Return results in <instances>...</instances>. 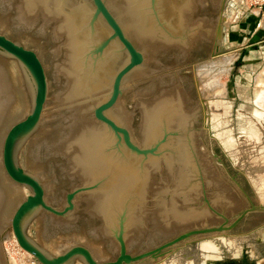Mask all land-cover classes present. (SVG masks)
Segmentation results:
<instances>
[{
    "label": "water",
    "instance_id": "obj_1",
    "mask_svg": "<svg viewBox=\"0 0 264 264\" xmlns=\"http://www.w3.org/2000/svg\"><path fill=\"white\" fill-rule=\"evenodd\" d=\"M68 38L66 149L78 189L61 209L42 183L16 162L20 142L34 132L48 99L45 68L36 54L0 33V51L33 81L29 115L14 124L2 146L11 182L30 191L14 210L18 246L39 264H139L158 261L180 244L236 232L250 214L264 212L235 181L251 207L230 225L219 214L231 203L229 113L185 106L168 66L203 45L210 0H26ZM227 0H219L211 59L221 55ZM215 10V8L213 9ZM82 202L115 232L119 254L97 261L75 244L54 256L27 233L41 213L65 219ZM193 229L149 251L137 245Z\"/></svg>",
    "mask_w": 264,
    "mask_h": 264
},
{
    "label": "rangeland",
    "instance_id": "obj_2",
    "mask_svg": "<svg viewBox=\"0 0 264 264\" xmlns=\"http://www.w3.org/2000/svg\"><path fill=\"white\" fill-rule=\"evenodd\" d=\"M20 1L0 0V33L39 56L48 81L45 109L49 106L48 111L52 115L49 123L44 125L43 132L38 133L40 129L38 126L20 142L16 151V162L42 183L47 202L54 208L61 209L66 205L67 194L79 190L75 176L69 174V163L62 150L65 142L62 140L64 142L62 145L60 141L66 134L64 130L67 108L64 107L63 100L62 102L54 100L58 93L65 92L67 86L64 74L62 75L63 70L60 71L67 64L64 54L65 40L60 34H56L57 28L41 13L36 12L32 20L27 16L24 18L23 9L19 10L23 8L20 4H23V1ZM218 3L219 0H210L206 28H210L212 35L208 38L206 36L208 30L206 32L205 29L203 45L168 66V70L176 87L178 86L182 99H185L189 107L229 113L231 203L219 214L224 215L230 225L245 209L251 207L250 201L235 181L256 206L264 207V44H261L264 32L259 28L262 25L261 21L264 20V10L263 13L259 14L257 11L256 14L253 7L247 10L245 0H227L222 53L211 59L209 57L213 53L212 39L219 14ZM19 12H23V15L20 13V16ZM247 17L257 19V23L247 35L243 34L245 37L238 39V33L234 32L231 26L244 23ZM0 66L6 67L5 69L9 71L13 70L25 78L27 76L31 90L35 91L29 74L17 61L2 51ZM58 69L59 74L61 73L59 80L55 79ZM42 122L40 121L39 125ZM5 135L0 137V177L7 182L10 180L4 172L1 160L4 142L2 139H5ZM63 139H66V136ZM58 143L61 147L57 146ZM29 195L30 191L24 188L18 203ZM74 205L75 211L65 219L41 213L29 224L27 233L45 251L54 256L74 245L71 240L76 235L81 240L78 243L86 246L97 260L98 256L103 262L114 260L119 254V245L115 237L117 231L82 202L80 193L74 200ZM4 215L0 217V226H3L0 237L6 238L1 241V263L32 264L25 251L18 246L13 237H10L12 216L8 219ZM223 223L224 219L217 215L206 225L137 245H132L126 240L127 248L130 254L136 255L154 249L190 230L218 227ZM172 250V253H165L163 260H158V263L148 259L139 264H230L237 261L242 264H264V212L250 214L235 233L196 237ZM75 264L83 263L77 260Z\"/></svg>",
    "mask_w": 264,
    "mask_h": 264
},
{
    "label": "bare ground",
    "instance_id": "obj_3",
    "mask_svg": "<svg viewBox=\"0 0 264 264\" xmlns=\"http://www.w3.org/2000/svg\"><path fill=\"white\" fill-rule=\"evenodd\" d=\"M5 1V0H4ZM9 1V0H7ZM23 1V4H21V6H23V8L20 6L18 8H20L19 10L21 11L23 9V14H25V16H23L24 18L27 16V18H29L30 20L33 19V17L39 13L31 4H29L26 0H21ZM20 1V2H21ZM17 9V11H19ZM256 11L255 13L257 14V10H254ZM37 12V13H36ZM21 12H19V15H20ZM21 13V14H22ZM36 13V14H35ZM22 14V15H23ZM21 16V15H20ZM41 16V15H40ZM22 17V18H23ZM27 18H26V21H27ZM20 19V18H19ZM36 19V18H35ZM29 20V21H30ZM31 22V21H30ZM33 22V21H32ZM24 23V22H23ZM29 23V22H28ZM30 26V25H29ZM210 29V28H209ZM206 28V32L208 30V32L206 33V36L208 37L209 35H212L211 34V30H209ZM213 30V29H212ZM58 31V33L56 34H60L61 37L64 38L65 40V48H66V57H65V61L67 62V55H68V38L60 31V30H56ZM58 38H60L58 36ZM209 38V37H208ZM62 40V39H61ZM64 42V41H62ZM63 45V46H64ZM62 47V46H61ZM64 51V50H63ZM65 52V51H64ZM64 61V63H65ZM15 63V62H14ZM65 65V64H64ZM6 68V67H5ZM4 67L0 66V137H3L5 135V133L7 132V129L10 128L12 125L11 124H16L18 123L20 120H23L24 118H26V116L29 115V113L31 112L32 110V107H33V103H34V91L33 89L31 90V87H30V81L28 79V77L26 75V78L19 75V73L15 72V71H9L7 69H5ZM62 68V67H61ZM63 70V71H62ZM60 71H62V75L64 74V77L65 78V82L67 81V64L66 66L61 69ZM58 74H56L55 76V79L59 80L60 79V75L61 73L59 74V69H58ZM28 83V84H27ZM30 87V89H29ZM66 90L65 92L61 93L62 96H60L61 94L58 93L59 95H57V98L55 96L54 100L57 99L56 101L57 102H62L63 100V103L65 104V108H67V86H65ZM178 87V86H177ZM179 91V90H178ZM33 93V94H32ZM180 93V92H179ZM181 94V93H180ZM32 97V98H31ZM182 97V96H181ZM185 106H188L187 103L184 101L185 99L183 98L182 99ZM55 102V103H57ZM52 104V103H51ZM59 104V103H57ZM56 104V105H57ZM218 104V103H217ZM54 104V106H56ZM218 106V105H216ZM220 106V104H219ZM49 108V106H48ZM48 108L46 107V109H44L43 111V115H42V119L41 121L42 124L39 125L40 129H39V132L38 133H41L43 132L44 130V125L47 123H49L48 121L50 120L49 118L50 115H52L49 111H48ZM211 109V107H210ZM66 118V117H65ZM66 126V125H65ZM46 127V126H45ZM66 128V127H65ZM9 130V129H8ZM47 130V129H46ZM66 131V130H64ZM62 132V131H61ZM45 133V132H44ZM62 134V133H60ZM65 134V133H64ZM63 135V134H62ZM6 136V135H5ZM66 136V134L64 135V137ZM63 136L61 137V140H64V142L62 141V145H63V151H64V154L65 156L67 157V163L68 166H69V169H70V173L69 174H73V169H72V166H71V163H70V159H69V156H68V153H67V149H66V139H63L64 138ZM60 138V137H59ZM4 140V139H2ZM49 140V139H48ZM61 143V142H60ZM3 144V143H2ZM59 144V143H58ZM59 147V145H57ZM2 160V159H1ZM68 168V167H67ZM66 169V168H65ZM64 169V170H65ZM68 171V170H67ZM66 172V171H65ZM69 172V171H68ZM1 173V172H0ZM71 177V176H70ZM44 179V178H43ZM3 183V184H1ZM45 184V183H44ZM24 188L23 187H20L18 185H15L14 183L10 182V181H7L5 182L2 177H0V217L5 214L4 216H7V218L9 219V217L12 216L14 210L16 209V207L18 206V200L21 196V192ZM27 197V196H26ZM21 201V200H20ZM95 215V214H94ZM3 216V218H4ZM2 218V217H1ZM8 219L6 221H8ZM2 222V221H1ZM60 222V221H59ZM5 223V221H4ZM8 223V222H7ZM65 223V222H64ZM2 224V223H1ZM60 224V223H59ZM68 224V222H67ZM5 225V224H4ZM61 225V224H60ZM65 225V224H64ZM2 227L3 226H0V232H2ZM107 231V230H106ZM5 232V230H4ZM12 232V231H11ZM5 234V233H4ZM3 234V236H4ZM7 235V234H6ZM210 236V235H209ZM2 237V236H1ZM0 237V247H1V241L2 239L5 240L6 238H1ZM10 237H13V233L11 234ZM70 237V236H69ZM41 238V237H40ZM15 239V238H14ZM80 240V238H77L76 235L72 238V243H78V241ZM16 241V240H15ZM70 241V240H69ZM81 241V240H80ZM67 242V241H66ZM65 242V243H66ZM74 244V245H75ZM79 244V243H78ZM62 245H59V247H61ZM59 249H63V248H59ZM1 250V249H0ZM150 250V249H149ZM54 251V249H53ZM147 251V250H146ZM98 252V251H97ZM58 253V252H57ZM56 253V254H57ZM25 254L31 259V262L32 264H39L35 258L28 254L27 252H25ZM59 254V253H58ZM102 257V256H101ZM28 258V259H29ZM103 258V257H102ZM101 258V259H102ZM158 260H163V258H158ZM97 261H100L99 260V256H98V260ZM103 262V261H102ZM105 262V261H104ZM156 263H158L156 261ZM0 264H3L1 263V258H0Z\"/></svg>",
    "mask_w": 264,
    "mask_h": 264
},
{
    "label": "crops",
    "instance_id": "obj_4",
    "mask_svg": "<svg viewBox=\"0 0 264 264\" xmlns=\"http://www.w3.org/2000/svg\"><path fill=\"white\" fill-rule=\"evenodd\" d=\"M255 23H257V19H255V18H252V17H247V19L245 20V22L244 23H242V22H240V23H238V25H233V26H231L232 28H233V31L234 32H237L236 34H237V38L239 39V38H242V37H245V36H243V34H246L247 35V32L248 31H250L251 30V28L253 27V25L255 24ZM261 26L259 27L260 29H262L263 30V32H264V20L263 21H261ZM237 30V31H236ZM261 36H263V34H261ZM261 44H264V39H262V42H261ZM259 248H261V247H259ZM261 250V249H260ZM260 257V256H259ZM258 258V257H257ZM256 259V258H255ZM230 264H242L241 262L239 263L238 261L237 262H230Z\"/></svg>",
    "mask_w": 264,
    "mask_h": 264
},
{
    "label": "built area",
    "instance_id": "obj_5",
    "mask_svg": "<svg viewBox=\"0 0 264 264\" xmlns=\"http://www.w3.org/2000/svg\"><path fill=\"white\" fill-rule=\"evenodd\" d=\"M245 4L248 5L247 10L253 7V10H257L259 14L263 13L264 0H245Z\"/></svg>",
    "mask_w": 264,
    "mask_h": 264
}]
</instances>
